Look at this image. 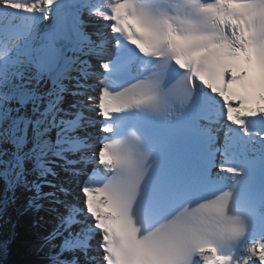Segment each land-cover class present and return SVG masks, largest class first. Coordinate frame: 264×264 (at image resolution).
I'll return each mask as SVG.
<instances>
[{"label":"bare ground","instance_id":"6f19581e","mask_svg":"<svg viewBox=\"0 0 264 264\" xmlns=\"http://www.w3.org/2000/svg\"><path fill=\"white\" fill-rule=\"evenodd\" d=\"M103 5V9L89 8L87 10L88 13L81 18L84 20L86 25L88 23L87 21H90L92 19V16L105 18L109 16L108 12L109 8L111 7L109 2L106 1L103 3ZM25 12L26 9H24L22 3L19 1L0 0V16H4L3 22L8 21V19H14L15 22H19V20H22L23 18L30 19L31 16L28 13L25 14ZM89 15H91L90 18ZM87 26H81V30L85 33V35H88V37H84V40L87 39L90 44L85 43L84 46L83 43H80V54H75V52H65V56L67 55L66 62L59 70L58 76L54 80L47 79L45 76L39 75L37 70L29 68V66L26 65H22V69L19 71L16 68L3 69L0 73V106H4V108H7L6 116L8 118H15L16 121L18 120L16 125L22 127V130L18 128L20 130V133L22 131L27 133L29 128L31 127L32 136L34 135L33 126L36 125L37 119L40 118H38L36 113L41 110H45V114L50 112L51 115L54 110H52L50 103L57 106L56 109H58L56 113L51 117L48 116V118H46V120H48L49 127L45 132L47 141L46 144H44V150H46V153L44 155V158H42L43 162L52 163L53 161L60 162L66 160V162L69 161L68 164L70 162L77 163V160L74 161L73 157H79L80 160L78 161L82 163L87 162L86 165H89L88 167L94 165L89 168L90 170L98 166V164L100 163L97 159L102 146L98 144V137L102 133L99 128L103 123L98 122L99 124L94 129L93 127H88V124H90V122H86L88 128L83 129L82 131L77 126H79L80 124L83 125L85 123V120H89L90 118L92 119L90 121L93 122V119L99 117L97 116L99 114L94 113L95 109L97 110L98 107H104L109 102H111V99H103V95L107 93V79L104 78V76L101 79H95L96 81L100 82V86L98 87V89H95L91 95H87V99L85 95H83L82 93L80 94L79 91L84 90L89 94L90 90L94 87H91L90 90L87 89L88 87H83L82 85L81 87H79L77 81L81 78V76L84 75H87L89 78L92 77V75L89 73V69L92 68L91 62L94 58L97 57L100 61H103V63H107L108 61H110V59L108 58L111 54L109 53H113L114 51H116V49L114 47L115 36L105 30L107 29V26L98 27V33L94 30L89 29V27ZM91 28H96V26H91ZM104 31H106V34ZM101 42H105L107 52L104 55L101 54L102 49L99 50L100 44H102ZM125 51H127V49H125ZM72 57L73 59L71 60ZM80 61L83 62L82 65L79 64ZM141 61L142 59L139 58V60L136 62L135 72H142L144 66L142 65ZM5 70H8L7 75L5 73ZM94 78L96 77L94 76ZM66 97H68L69 101H66ZM86 100H89V105L91 106H88ZM67 105H69V111L66 110ZM72 106H75V109H73ZM4 108L0 109V124L3 122L2 117L5 116V113L3 112ZM45 117H47V114ZM245 117L246 114H240L237 118L241 120ZM71 119L74 121H70L71 124H67V132L65 133V122ZM4 123L7 126H11V123L7 120H4L2 125H4ZM56 123H60L61 127H57ZM224 123L225 120L220 118L218 120L214 118L209 122V124H211V130H213L212 133L217 135V139L221 140L222 133L226 131L225 129H223L222 131V129L220 128L221 124L223 125ZM76 127L79 129V132H77V130L75 129ZM54 129L57 131V137L51 136L48 139L50 131H52L50 133L51 135ZM227 130H230V133L233 134L234 139H231L232 137L228 138V136L225 135L223 137L226 142H232V140L238 141V138H241L242 142H244L245 138L249 139V137L244 136L243 133L239 132L236 128L232 129L229 127ZM2 138L3 134H0V141L3 140ZM26 143L27 142H25L24 144L21 143V146H25ZM88 144L90 146H88ZM46 145L49 146V149ZM220 145L226 146L225 142L223 141H221ZM50 155L53 158H51ZM84 155H87L88 159L83 160L85 158ZM45 156L48 157L46 158ZM95 159L97 162H95ZM219 162L223 163L224 159L220 158ZM82 173L85 172L82 171ZM90 173L91 172L86 174V179L84 180L83 184V200H80L85 206L88 207L86 211L87 215H79L76 209L80 207V205H74L70 207V210L68 212L69 214H67V216H63L65 220H67L68 218L73 220L70 222L68 228H75L81 231L82 235L79 234L78 237L75 238V241L73 238H71V240L76 243L83 242L84 244H86L87 248L88 246L92 247L93 243H95L96 241H98L99 243V241L103 242L109 238L105 232H98L94 230V228L93 230H90L89 228L93 220L92 216H94L95 218L100 217V212L104 211L105 204V200L99 195L97 188L93 184V180L88 177ZM54 178V175L51 176V179ZM51 179L49 176L47 180H44L43 188H50L54 185V181ZM83 213L85 212L83 211ZM64 232L61 234V236L65 234ZM65 243L70 246L69 239H67ZM92 255L89 256L90 260L83 262L82 264H102V262L95 259L96 257H100V259L105 263L107 262V255H101L99 252L94 254L95 258H93ZM198 257L200 258L202 264H252L259 260L264 261V238L258 239L254 242L243 243L227 259L218 258L215 252L212 250H206L202 253H199Z\"/></svg>","mask_w":264,"mask_h":264},{"label":"rangeland","instance_id":"374dc122","mask_svg":"<svg viewBox=\"0 0 264 264\" xmlns=\"http://www.w3.org/2000/svg\"><path fill=\"white\" fill-rule=\"evenodd\" d=\"M90 17L91 15H89V18ZM87 22L88 26H86L97 33L98 27L106 26L105 19L102 17L92 16V19ZM91 26H96V28H91ZM105 30L107 31L108 29ZM106 31H104L105 34ZM101 49L103 48L99 47V50ZM102 51V55L106 54L107 52L104 49ZM91 63L92 68L89 69V73L92 75V77L89 78L87 75H84L81 76V78L77 81L79 87H81L82 85L83 87H88L87 89L89 90L91 89V87H94L90 90L89 94L84 90L79 91L80 94L82 93L83 95H85L86 99L87 95H91L92 92L95 89H98V87L100 86V82L96 81L95 79H101L103 77V74L100 72L102 65L104 64L103 61H100L99 58L96 57ZM94 76L96 78H94ZM66 101H69L68 97H66ZM87 103L88 106H91L89 105V100L87 101ZM50 105L52 110H54L51 115L49 112L46 113L47 117H45V110H41L36 113L38 118H40L37 119L36 125L33 126V136L31 134V127L29 128L27 133L23 131L20 133L19 129L22 130V127L16 125L18 120L16 121L15 118H8L6 116L7 108H4V106H0V109L4 108L3 112L5 113V116L2 117L3 122L4 120H7L11 123V126H7L5 123L4 125H2L3 122L0 124V134H3V140L0 141V243L2 244L0 245V247H3L4 240H7V238L10 237L9 233L11 234L5 223L4 215L2 214L7 209V206H14L17 204L21 205L23 202L28 201L38 207L37 218L39 219V224H42L41 232L48 240L45 243L51 244L50 246L53 247L52 254L54 258H56L53 260V262L51 261L52 264H82L83 262L90 260L89 256L92 254V257L95 258L94 254L99 252L98 241L93 243L92 247L88 246L89 249L83 242H73L71 238H73L75 241V238L78 237L79 234H81V231L75 228H68L70 222L73 220L69 218L65 220L63 216H67V214H69L68 212L70 210V207L74 205H80V207L76 209L79 215H87V207L80 200H83V184L84 180L86 179V174L89 173V168L94 165L88 167L89 165H86L87 162L82 163L78 161L80 160L79 157H73L74 161L77 160V163L70 162L68 164L69 161L66 162V160L60 162L53 161L52 163L43 162L42 158H44V155L46 153V150H44V144H46L47 141L45 132L49 127V123L46 118H48V116L51 117L52 115H54L58 109H56L57 106L53 105L52 103H50ZM74 107L75 106H72L73 109H75ZM68 109L69 105H67L66 107V110ZM94 113L99 114L97 115L99 117L93 119V122L90 121L92 120L91 118L89 120L87 119L85 120V123L83 125L80 124L79 126H77L79 129H81V131L88 127H93L94 129L97 127L101 114L98 111V108L97 110L95 109ZM70 121L73 122L74 120L71 119L65 122V133L67 132V124H71ZM86 122H90V124H88V127L86 125ZM56 126L61 127L60 123H56ZM77 127L75 129L77 130V132H79V129ZM54 130L51 135L50 133L52 131H50L48 139L51 136L57 137V131ZM25 142H27L25 146H21V143L24 144ZM46 146L49 149V146ZM88 146L90 145L88 144ZM84 156L85 158L83 160L88 159L87 155ZM45 157L47 158L48 156ZM50 157L53 158L51 155ZM95 162H97L96 159ZM82 171H84L85 173H82ZM53 175L55 176V178L51 179V176ZM43 176H45L46 178ZM49 176L50 179L54 181V185L50 188L46 187L47 189L43 188L44 180H47ZM80 178L82 179V182ZM83 211L85 213H83ZM91 226L92 222L89 227L90 229H92ZM63 232L65 234L61 236ZM67 239H69L70 241V246L65 243ZM1 255L2 254H0V256ZM95 259L102 262L100 260V257H96ZM252 264H264V261L259 260Z\"/></svg>","mask_w":264,"mask_h":264},{"label":"trees","instance_id":"16d2710c","mask_svg":"<svg viewBox=\"0 0 264 264\" xmlns=\"http://www.w3.org/2000/svg\"><path fill=\"white\" fill-rule=\"evenodd\" d=\"M37 212L38 207L28 201L7 206L2 215L11 234L0 247V264H52L56 259L51 244L45 243L48 240L41 232Z\"/></svg>","mask_w":264,"mask_h":264}]
</instances>
